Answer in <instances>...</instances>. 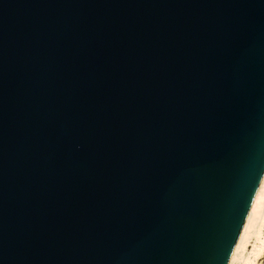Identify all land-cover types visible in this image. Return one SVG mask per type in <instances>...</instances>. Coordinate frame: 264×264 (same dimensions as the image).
<instances>
[{
	"label": "water",
	"instance_id": "1",
	"mask_svg": "<svg viewBox=\"0 0 264 264\" xmlns=\"http://www.w3.org/2000/svg\"><path fill=\"white\" fill-rule=\"evenodd\" d=\"M264 178V0H0V264H229Z\"/></svg>",
	"mask_w": 264,
	"mask_h": 264
},
{
	"label": "bare ground",
	"instance_id": "2",
	"mask_svg": "<svg viewBox=\"0 0 264 264\" xmlns=\"http://www.w3.org/2000/svg\"><path fill=\"white\" fill-rule=\"evenodd\" d=\"M264 253V178L229 264H258Z\"/></svg>",
	"mask_w": 264,
	"mask_h": 264
},
{
	"label": "rangeland",
	"instance_id": "3",
	"mask_svg": "<svg viewBox=\"0 0 264 264\" xmlns=\"http://www.w3.org/2000/svg\"><path fill=\"white\" fill-rule=\"evenodd\" d=\"M258 264H264V253L259 257Z\"/></svg>",
	"mask_w": 264,
	"mask_h": 264
}]
</instances>
